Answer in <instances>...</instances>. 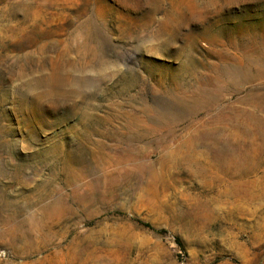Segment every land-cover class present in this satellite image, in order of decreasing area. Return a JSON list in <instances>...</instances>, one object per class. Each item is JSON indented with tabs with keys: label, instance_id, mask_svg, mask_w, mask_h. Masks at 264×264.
Here are the masks:
<instances>
[{
	"label": "rangeland",
	"instance_id": "1",
	"mask_svg": "<svg viewBox=\"0 0 264 264\" xmlns=\"http://www.w3.org/2000/svg\"><path fill=\"white\" fill-rule=\"evenodd\" d=\"M0 264H264V0H0Z\"/></svg>",
	"mask_w": 264,
	"mask_h": 264
}]
</instances>
